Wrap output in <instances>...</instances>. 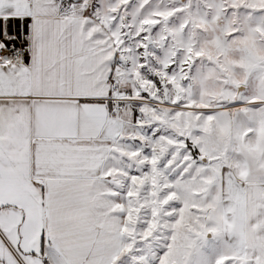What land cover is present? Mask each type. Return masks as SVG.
<instances>
[{
    "label": "snow or ice",
    "instance_id": "snow-or-ice-1",
    "mask_svg": "<svg viewBox=\"0 0 264 264\" xmlns=\"http://www.w3.org/2000/svg\"><path fill=\"white\" fill-rule=\"evenodd\" d=\"M0 264H264V0H0Z\"/></svg>",
    "mask_w": 264,
    "mask_h": 264
}]
</instances>
